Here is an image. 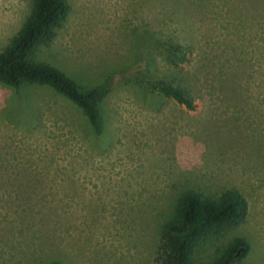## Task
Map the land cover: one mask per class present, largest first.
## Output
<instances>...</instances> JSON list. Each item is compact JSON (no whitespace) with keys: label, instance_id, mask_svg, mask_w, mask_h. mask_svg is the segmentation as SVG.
Listing matches in <instances>:
<instances>
[{"label":"rangeland","instance_id":"obj_1","mask_svg":"<svg viewBox=\"0 0 264 264\" xmlns=\"http://www.w3.org/2000/svg\"><path fill=\"white\" fill-rule=\"evenodd\" d=\"M67 1L63 26L31 56L85 87L109 80L105 130L97 136L83 111L49 86L28 85L20 97L0 81V264L101 263L96 251L116 250L117 241L154 264L182 193L225 187L245 193L249 215L203 236L193 264L215 261L239 240L249 243L239 264H264V137H232V128L222 136L226 128L211 123L203 99L189 110L139 84L144 73L168 71L151 45L158 32L184 41L183 21L170 22L158 0ZM35 6L0 0V51ZM257 31L249 34L254 96L264 79ZM142 34L149 37L138 44Z\"/></svg>","mask_w":264,"mask_h":264},{"label":"trees","instance_id":"obj_2","mask_svg":"<svg viewBox=\"0 0 264 264\" xmlns=\"http://www.w3.org/2000/svg\"><path fill=\"white\" fill-rule=\"evenodd\" d=\"M165 5L170 22L177 26L184 41L175 33L154 36L151 49L163 57L168 71L142 75L139 84L146 91L161 93L189 110L203 99L211 123L221 135L264 137L261 124L264 111V79L254 96L250 86L253 68L249 57V34L263 32L264 0H158ZM70 12L67 0H36L33 13L11 43L0 51V81L13 87L20 97L28 85L54 89L85 114L97 136L105 130L102 104L111 91L109 80L85 87L65 71L31 56L39 44H49ZM148 35L142 34L141 44ZM149 37V36H148ZM196 62L192 65L193 60ZM252 124H255L254 126ZM219 127V126H218ZM229 128V130H227ZM249 128L251 132H245ZM250 212L245 193L237 187H225L207 193L185 190L176 216L163 228L154 264H193V248L207 233L225 224L244 221ZM243 248L238 255L237 252ZM249 251V243H232L218 259L207 264H239ZM51 264H62L52 262Z\"/></svg>","mask_w":264,"mask_h":264},{"label":"crops","instance_id":"obj_3","mask_svg":"<svg viewBox=\"0 0 264 264\" xmlns=\"http://www.w3.org/2000/svg\"><path fill=\"white\" fill-rule=\"evenodd\" d=\"M114 249V247H105L99 252L96 251L97 255L96 257H94V259L98 261V259L104 257V260L101 263L96 262L93 264H150L149 260L148 262L145 261V263L141 262V258L144 257L141 256L139 250H136L134 248L124 249L121 247V245H119V241H117L116 250ZM155 256L153 257V259H155ZM144 259L146 260V258Z\"/></svg>","mask_w":264,"mask_h":264},{"label":"water","instance_id":"obj_4","mask_svg":"<svg viewBox=\"0 0 264 264\" xmlns=\"http://www.w3.org/2000/svg\"><path fill=\"white\" fill-rule=\"evenodd\" d=\"M242 249H243V248H240V249L238 250V252H237L238 255L240 254V252H241Z\"/></svg>","mask_w":264,"mask_h":264}]
</instances>
